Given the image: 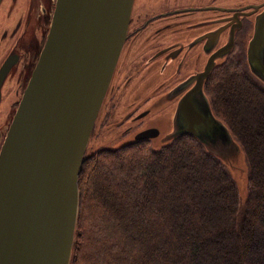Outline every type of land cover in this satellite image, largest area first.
Listing matches in <instances>:
<instances>
[{"label": "trees", "instance_id": "trees-1", "mask_svg": "<svg viewBox=\"0 0 264 264\" xmlns=\"http://www.w3.org/2000/svg\"><path fill=\"white\" fill-rule=\"evenodd\" d=\"M211 105L249 170L244 204L226 163L194 135L86 154L71 264H264V81L234 58Z\"/></svg>", "mask_w": 264, "mask_h": 264}, {"label": "water", "instance_id": "water-1", "mask_svg": "<svg viewBox=\"0 0 264 264\" xmlns=\"http://www.w3.org/2000/svg\"><path fill=\"white\" fill-rule=\"evenodd\" d=\"M134 1H56L45 44L0 151V264L72 263L79 176L128 36ZM248 55L252 72L264 81V10L256 18ZM209 123L208 133L191 129L209 151L241 149L211 108Z\"/></svg>", "mask_w": 264, "mask_h": 264}, {"label": "flooded vegetation", "instance_id": "flooded-vegetation-1", "mask_svg": "<svg viewBox=\"0 0 264 264\" xmlns=\"http://www.w3.org/2000/svg\"><path fill=\"white\" fill-rule=\"evenodd\" d=\"M56 1L0 2V151L45 44ZM248 5L260 6L255 10ZM263 10L264 0H135L92 136L112 119L117 132L151 145L161 135H194L191 129L208 133L213 73L230 58L247 61L251 69L248 47ZM33 29L41 37H31ZM188 96L189 106L183 108ZM149 131L157 135L142 136Z\"/></svg>", "mask_w": 264, "mask_h": 264}, {"label": "rangeland", "instance_id": "rangeland-1", "mask_svg": "<svg viewBox=\"0 0 264 264\" xmlns=\"http://www.w3.org/2000/svg\"><path fill=\"white\" fill-rule=\"evenodd\" d=\"M260 0H229L230 3H244L249 4L253 2H258ZM49 4V0H48ZM256 7L257 5H248L245 8ZM32 29V28H31ZM45 33H47L45 31ZM46 35V34H45ZM31 37H41V33L37 30H32ZM252 39V38H251ZM251 41V40H250ZM244 64L247 65V61L244 60ZM127 124L122 125V129H125ZM116 129H119L116 124V119L108 121L104 125L98 127L97 131L93 134L90 139L87 154L94 153L100 149H117L125 144H128L135 140L133 135H123L120 132H117ZM172 141L171 138H162L157 136L151 140L152 146L156 149H160L163 146L169 144ZM221 150V147H218ZM230 147L225 151H221L218 155L226 163L227 167L230 169L232 175L236 178L237 183L240 189V195L242 199V204H244L248 197V176L249 170L247 166V161L245 154L242 149H234V152H230ZM229 153H231L228 158Z\"/></svg>", "mask_w": 264, "mask_h": 264}, {"label": "bare ground", "instance_id": "bare-ground-1", "mask_svg": "<svg viewBox=\"0 0 264 264\" xmlns=\"http://www.w3.org/2000/svg\"><path fill=\"white\" fill-rule=\"evenodd\" d=\"M259 57H260V54H259ZM262 58H264V55H262ZM248 61H249V55H248ZM249 64H250V62H249Z\"/></svg>", "mask_w": 264, "mask_h": 264}]
</instances>
